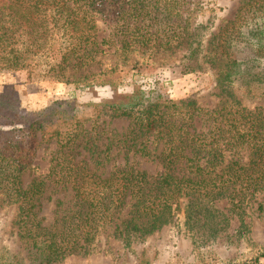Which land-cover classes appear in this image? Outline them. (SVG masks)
I'll list each match as a JSON object with an SVG mask.
<instances>
[{
	"label": "trees",
	"instance_id": "1",
	"mask_svg": "<svg viewBox=\"0 0 264 264\" xmlns=\"http://www.w3.org/2000/svg\"><path fill=\"white\" fill-rule=\"evenodd\" d=\"M182 6L183 0H0V71L28 70L31 76L38 70L59 83L112 85L107 78L115 75V66L91 70L106 49L116 46L124 63L136 50L184 48L183 72L212 68L220 95L230 98L207 110L190 99L133 94L127 104L87 106L91 119L85 120L65 100L41 113L0 116L12 127L0 132V208L15 207L11 228L31 263L86 254L105 228L130 246L169 224L179 210L189 228L216 233L226 226L218 203L241 216L264 194V106L248 110L228 90L237 84L264 97V0L244 2L243 13L206 41L199 33L205 27L190 24ZM108 10L117 19L102 37L98 23ZM246 43L259 50L258 57L236 59L232 49ZM100 118L126 119L128 127L110 133L109 123L100 128ZM89 135H108L103 149ZM49 140L56 150L47 174L24 186L22 177L36 170V148ZM113 145L125 156L132 152L156 161L161 171L149 175L132 164L108 169ZM47 182L72 194L69 209L57 200L61 215L51 227L38 217ZM257 210L264 212V204ZM262 259L264 253L244 264Z\"/></svg>",
	"mask_w": 264,
	"mask_h": 264
},
{
	"label": "rangeland",
	"instance_id": "2",
	"mask_svg": "<svg viewBox=\"0 0 264 264\" xmlns=\"http://www.w3.org/2000/svg\"><path fill=\"white\" fill-rule=\"evenodd\" d=\"M246 1L248 0H183L182 9L186 10L184 15L190 24L205 27L199 29V33L206 41L211 34L217 33L218 27L223 26L225 21H232L243 13L241 9ZM108 11L109 16L98 23L99 35L102 37L110 33V26L117 19L116 12L112 15L111 10ZM115 49L116 46L106 49V54L100 58V65L91 67L93 71H102L115 66V75L107 78L113 79L112 85L59 83L51 78H44L43 73L38 70L31 76L28 70L0 71V116L12 114L13 111L28 115L41 113L53 102L65 100L77 110V117L85 120L91 119V114H86L89 111L87 106L111 101L127 104L133 94L146 99L160 97L173 102L190 99L207 110L218 108L225 100L230 101L227 92L220 95L221 88L216 85L215 71L212 68L206 66L200 71L183 72L180 61L184 48L152 53L136 50L124 63ZM232 52L236 59H250L258 57L259 50L246 43L233 48ZM260 56L264 57V52ZM228 87L232 96L248 110L264 106V97L258 92L250 90L247 93L245 87L237 84ZM5 122L6 120H0V132L12 128ZM104 123H109V132L115 134L125 132L128 127L126 119L98 120L100 128ZM90 124L88 121L83 125L88 129ZM107 137L108 135H93L92 138L97 141L91 142H94L97 149H103L102 145L107 142ZM112 147L108 169L132 164L135 169L144 170L149 175L161 171L156 161L132 152L125 156L120 145ZM85 148L88 149L89 144ZM36 149V170L34 175L26 174L22 177L24 186L32 178H42L47 174L49 159L56 146L53 140H49ZM78 159H82L81 156ZM71 199L69 189L62 190L47 182L38 213V217L43 219L42 225L51 227L61 215L56 209L57 200L62 202V209L65 210L72 206ZM258 203L264 204V194H257L241 216L226 209L228 206L224 202L218 203L217 208L226 215V226L216 233L189 228L185 224L182 210L174 214L169 224L138 238L130 246L113 236L111 229L105 228L95 238L88 253L71 255L54 264H244L264 253V212L257 210ZM15 212L13 206L4 205L0 208V264H33L28 258L25 245L20 243L11 228ZM260 263L264 264V259Z\"/></svg>",
	"mask_w": 264,
	"mask_h": 264
}]
</instances>
